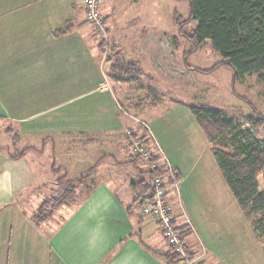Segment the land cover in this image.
Here are the masks:
<instances>
[{
	"label": "crops",
	"instance_id": "0c3cea01",
	"mask_svg": "<svg viewBox=\"0 0 264 264\" xmlns=\"http://www.w3.org/2000/svg\"><path fill=\"white\" fill-rule=\"evenodd\" d=\"M83 1L0 0V121L15 125L19 144L30 145L19 150L30 149L20 158L0 152V264H165L160 254L167 249L157 226L134 208L146 166L128 162L129 135L138 129L134 121L146 120L151 109L145 107L147 94L153 108L159 102L139 75L112 78ZM107 8L100 14L115 60L141 69L144 50L137 47L140 57H133L117 35L118 19L111 16L120 19L131 12L116 8V1ZM162 35L164 43L174 37ZM189 122L193 149L200 154L203 148L207 167L212 162L215 168L214 157L213 162L207 156L210 145L194 120ZM158 143L160 161L175 171ZM177 173L178 191L169 200L191 223L184 244L194 253L199 245L205 250L199 264H264V244L234 197L209 198L208 207L193 201L190 214L183 194L209 189L212 178L205 174L206 181L183 190ZM42 174L48 178L42 180ZM58 175L84 176L78 200L36 226L31 211L46 195L33 209L26 208L28 198L23 201L33 191L37 199L47 186L50 195ZM218 181L225 183L223 177Z\"/></svg>",
	"mask_w": 264,
	"mask_h": 264
},
{
	"label": "rangeland",
	"instance_id": "374dc122",
	"mask_svg": "<svg viewBox=\"0 0 264 264\" xmlns=\"http://www.w3.org/2000/svg\"><path fill=\"white\" fill-rule=\"evenodd\" d=\"M115 1L116 8L126 7V13L128 11L131 12L128 15H121L120 19L116 17V14L115 16L111 14L116 20L118 19L116 22L119 27L117 35L121 36V42L126 49H130L135 53L133 57L138 59L140 55L137 53L141 49L144 50L142 55L145 57V66H142L141 70L138 63H134L137 65L136 68L138 70L134 68L135 70L132 73L127 74L124 72L121 76L114 73V75L120 79L126 78V76L139 75L137 76L138 79L144 85H147V90H150V93L154 92L155 95L152 96L157 98L159 102V105L153 108L154 101L152 100L151 102V95L147 94L150 103H145V107H151V109L148 110L146 120L141 118L138 121H147L146 124L150 135L152 134L151 140L155 143L156 141L157 143L158 141L160 142L164 157L176 168L175 171L171 169L176 175H178L177 171L180 173L183 190L187 189L186 185L195 184L196 181H206L207 177L205 174L212 178V186L209 189L197 188L194 192L187 191V193L183 194L182 199L186 200L190 214L193 201H199L200 205L208 207L207 204L210 203V199L213 197L232 196L228 186L218 181L223 176H221L222 173L216 166L217 164L215 165L214 163L216 169L212 166V162L210 168L207 167L209 163L205 157L204 149L199 148V151H203L200 154L196 153V146L193 149L194 144L191 142V137L194 129H191L189 122L193 120L190 108L204 106L228 119L236 117L242 128L246 129L250 136L263 141L264 125L256 130L246 123L247 117L253 115L251 106L257 113L264 116L263 84L258 80L256 74L246 75L233 82L232 71L226 66L220 67L209 74H200L185 67L183 51L191 50V45L177 33L174 15L177 14L182 19L189 17V6L186 1L122 0L120 2L121 0H119L120 3H118V0H99V10L107 11V7L110 8ZM134 16L136 17L135 19H133ZM150 25L151 27H149ZM193 30H195L194 23L184 28L185 33ZM146 32L149 36L147 35L145 39L140 37V34ZM162 33L170 34L174 37L168 36L164 43ZM106 39L105 43L100 39L99 35L96 36L98 45L109 47L108 31ZM102 46H99L101 51ZM137 47H141V49L138 50ZM103 52L106 67L109 70V66L115 61L114 54L108 49H103ZM221 61V57L212 49L211 43L206 41L197 46V50L189 56L187 64L194 69L207 70ZM112 78L115 79L114 77ZM136 121L134 123L139 126V122ZM16 129L15 125L0 121V149L7 150L11 155L16 153L12 141V137L17 135ZM28 146L30 145L18 144L16 149L19 151L25 147L28 148ZM157 146L159 147V143ZM209 150L210 152L207 153V156H210L213 160L211 146H209ZM190 173L191 176H189ZM60 177L58 175L56 179ZM46 178H48L47 175H41L42 180H46ZM259 181L261 182V178H259ZM48 188L49 186L46 189H41L40 195L38 197L36 195L37 199L34 197L35 191L28 194L23 202L26 203L29 199L31 203L28 202L26 208L33 209L35 207L33 204L41 200L42 196H50L48 195ZM31 214L34 215L35 212L32 210Z\"/></svg>",
	"mask_w": 264,
	"mask_h": 264
},
{
	"label": "trees",
	"instance_id": "16d2710c",
	"mask_svg": "<svg viewBox=\"0 0 264 264\" xmlns=\"http://www.w3.org/2000/svg\"><path fill=\"white\" fill-rule=\"evenodd\" d=\"M183 1L188 3L189 17L182 19L175 14L174 19L177 33L191 45V50L183 51L185 67L200 74H209L226 66L232 71L233 82L246 75L256 74L264 86V0ZM191 23L195 24V30L185 33L184 28ZM93 33L96 40L97 32L94 29ZM206 41L211 43L212 49L221 57L222 61L207 70L191 68L187 64L189 56L197 50V46ZM99 46L102 45L99 44ZM103 49H108L113 54L115 52L113 48L105 45L102 46L101 52ZM136 66V64L115 60L109 69L111 74L114 75L115 73L121 76L124 72L132 73L137 69ZM114 78L120 79L118 76H114ZM250 108L253 115L247 117L246 123L257 130L264 125V116L257 113L252 106ZM190 113L211 146L217 167L221 171L232 196L241 210L249 217L256 237L264 244V140L259 141L253 138L246 129L242 128L240 123L204 106L192 107ZM143 123L145 126L140 124L138 129L129 135L133 143L148 147L151 153L149 163L132 155L128 161L130 164L142 163L146 166L144 172L146 178L138 182L142 185L143 191L135 200L137 205L134 208L136 210H139L144 200L153 196L155 192L152 183L154 177L166 173L164 166L155 170L149 169V166L158 161L160 156L155 151L154 142L149 137V129L146 128L148 125L146 122ZM12 141L17 153L18 136L14 135ZM129 148L130 145H128ZM28 150L30 149L19 151V154L10 155V157L20 158ZM1 151L3 149H0ZM92 170L90 169L88 174ZM259 178H261V182ZM83 179L84 176L77 180H69L65 177L56 179L50 196L42 200L35 214L31 216L32 222L36 226H40L50 221L56 211L75 205L78 200L77 187ZM188 232L183 231L182 233L183 243ZM184 247L190 258L195 255L185 244ZM160 255L165 264H182L170 250H166Z\"/></svg>",
	"mask_w": 264,
	"mask_h": 264
},
{
	"label": "built area",
	"instance_id": "2783aa9c",
	"mask_svg": "<svg viewBox=\"0 0 264 264\" xmlns=\"http://www.w3.org/2000/svg\"><path fill=\"white\" fill-rule=\"evenodd\" d=\"M83 5L86 11L87 23L97 32L100 39L106 43L107 29L100 14L99 0H84ZM136 122H139V125L145 126L143 122L138 120ZM146 128L149 129L148 126ZM149 137L151 138L150 132ZM132 141L128 142V145H130V155L139 157L142 161L149 163L151 153L148 147L144 145L140 146ZM160 166L165 167L166 173L162 176L154 177L152 183L155 192L151 198L143 201L138 210L139 216L157 226L166 249L176 255L182 264H199L205 250L199 245L198 253H195L191 258L187 255L182 241V233L183 231L191 233L192 226L181 208L178 211L177 207H173L169 200V194L172 191H178V176L168 165L162 163L160 159L153 162L149 166V169L155 170ZM175 209L179 213H176Z\"/></svg>",
	"mask_w": 264,
	"mask_h": 264
}]
</instances>
